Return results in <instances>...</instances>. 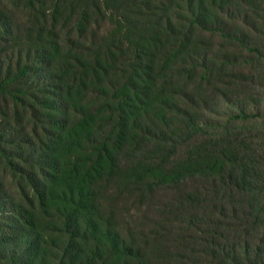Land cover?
<instances>
[{
	"label": "rangeland",
	"instance_id": "374dc122",
	"mask_svg": "<svg viewBox=\"0 0 264 264\" xmlns=\"http://www.w3.org/2000/svg\"><path fill=\"white\" fill-rule=\"evenodd\" d=\"M83 6L80 0H0V82L25 71L24 78L16 80L21 98H26L23 104L14 106L0 93V129H7L10 151L25 138L26 155L33 160L35 148L51 147L52 122L63 118V112L69 125L91 112L104 118L109 111L119 115L117 102L131 94L137 106L152 102L151 113L187 111L202 125L225 126L221 131L240 111L264 114V0H109L108 8L100 5L101 11L89 5L81 31ZM126 6L133 8V20L111 17V9ZM194 17L240 40L195 24L192 30ZM189 32L193 37L187 42ZM164 33L170 35L165 45ZM128 40L149 43L147 55L137 59L127 48ZM135 68L143 77L135 76L133 83L150 84L149 94L138 97L134 87L123 90ZM150 120L142 121V143L132 142L119 151L116 174L94 185L98 222L119 234L124 254L120 264H219L220 255L230 249L228 240L245 243L249 237L257 242L244 196H225L220 183L192 178L151 190L148 182L133 180L138 162H176L206 142H184L180 117L171 126L157 127ZM241 131L239 141L248 136ZM259 142L264 143V136ZM0 179L1 235L16 218L9 194L19 199L20 175L0 170ZM101 248L95 264H109L120 255L112 244Z\"/></svg>",
	"mask_w": 264,
	"mask_h": 264
},
{
	"label": "trees",
	"instance_id": "16d2710c",
	"mask_svg": "<svg viewBox=\"0 0 264 264\" xmlns=\"http://www.w3.org/2000/svg\"><path fill=\"white\" fill-rule=\"evenodd\" d=\"M80 1L86 9L82 10L79 20L83 31L88 10L94 7L101 11V4L108 8L109 0ZM89 5L91 8H88ZM132 11L133 8L128 6L111 9V17L125 16L133 20ZM194 24L240 40L222 28H208L199 23L196 17L190 26L192 30ZM192 35V32L185 33V40L190 42ZM164 37L167 38V42L163 43L165 45L169 43L170 35L164 33ZM128 41L127 48L132 54L136 53L137 59L147 55L149 43ZM247 49L261 54L258 48ZM105 71L108 74L110 68ZM139 71V68H135L129 80L122 84L123 90L133 91L134 87L138 97L150 93V84L133 83L135 76L142 79L143 74ZM24 73L23 70L11 81L0 82V93L9 97L14 106L26 101V98H21L23 90L16 83L17 79L24 78ZM76 84L77 80L69 93ZM128 97L120 98L117 102L119 115L109 111L110 115L104 118L91 112L78 123L69 125L67 113L63 112V118L58 116L52 122L51 147L35 148L33 160L26 155L28 146H24L25 138L16 145V151H10L8 145L11 140H5L7 129H0V170L4 173L10 171L13 177L20 175L17 182L19 199L16 201L9 194L16 218L0 235V264H95L103 254L101 246L109 244L114 245L113 251L120 254L109 264H120L124 254L120 253L119 234L108 227L103 228L98 222L94 185L98 180L116 174L118 153L123 146L132 142L136 145L142 143L144 136L141 133L145 128L142 121L147 117L157 127L171 126L170 122L180 117L181 126L178 129L184 142L193 140L199 143L202 139H206V142L194 147L184 159L176 162H138L133 167V180L148 182L151 190H154L161 186L177 185L186 179L205 178L220 183V190L225 196H244L250 226L255 228L258 241H251L249 237H246L245 243L228 240L231 242V246L227 245L230 249L223 250L226 252L220 255L218 263L264 264V143L259 142L264 136V114L240 111L227 120V130L221 131L225 126L202 125L196 114L187 111L178 114L174 108L168 112L161 110L151 113L152 102L137 106L135 99L133 102V94ZM106 124L110 126L109 130L104 129ZM241 129L248 136L239 141ZM212 135L215 138L208 140ZM225 137H233V140L224 143L222 138ZM2 183L0 179V187ZM3 202L0 200V205ZM44 217H48V220L44 221Z\"/></svg>",
	"mask_w": 264,
	"mask_h": 264
}]
</instances>
